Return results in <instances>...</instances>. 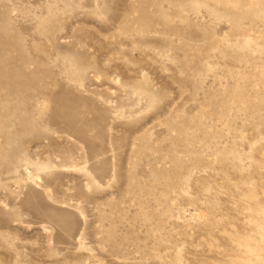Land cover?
<instances>
[{
    "label": "rangeland",
    "instance_id": "obj_1",
    "mask_svg": "<svg viewBox=\"0 0 264 264\" xmlns=\"http://www.w3.org/2000/svg\"><path fill=\"white\" fill-rule=\"evenodd\" d=\"M0 264H264V0H0Z\"/></svg>",
    "mask_w": 264,
    "mask_h": 264
},
{
    "label": "bare ground",
    "instance_id": "obj_2",
    "mask_svg": "<svg viewBox=\"0 0 264 264\" xmlns=\"http://www.w3.org/2000/svg\"><path fill=\"white\" fill-rule=\"evenodd\" d=\"M61 104L59 102H57V107H59Z\"/></svg>",
    "mask_w": 264,
    "mask_h": 264
}]
</instances>
